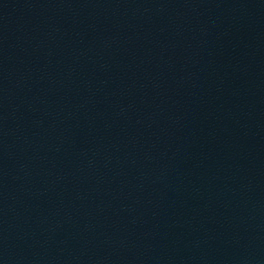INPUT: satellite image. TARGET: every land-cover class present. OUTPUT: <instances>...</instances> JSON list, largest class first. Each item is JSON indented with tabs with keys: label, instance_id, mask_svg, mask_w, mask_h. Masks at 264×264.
<instances>
[{
	"label": "water",
	"instance_id": "95a60500",
	"mask_svg": "<svg viewBox=\"0 0 264 264\" xmlns=\"http://www.w3.org/2000/svg\"><path fill=\"white\" fill-rule=\"evenodd\" d=\"M0 264H264V0H0Z\"/></svg>",
	"mask_w": 264,
	"mask_h": 264
}]
</instances>
